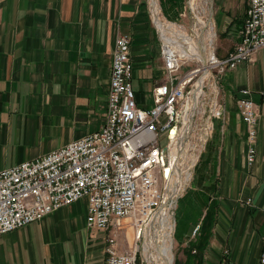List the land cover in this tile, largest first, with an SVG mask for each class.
<instances>
[{
  "label": "crops",
  "instance_id": "1",
  "mask_svg": "<svg viewBox=\"0 0 264 264\" xmlns=\"http://www.w3.org/2000/svg\"><path fill=\"white\" fill-rule=\"evenodd\" d=\"M247 8L248 0H211L221 59L240 42ZM151 20L143 0H0V170L101 130L120 33L132 38L137 104L153 107L154 89L167 82V72L161 55L166 36ZM219 89L220 117L205 115L211 132L200 176L209 186L206 209L212 204L213 220L198 264H260L264 49L255 61L228 71ZM244 89L259 106L258 157L251 168L238 107ZM87 213L83 199L1 236L0 264H106L108 232L100 238L102 231L89 229Z\"/></svg>",
  "mask_w": 264,
  "mask_h": 264
},
{
  "label": "built area",
  "instance_id": "2",
  "mask_svg": "<svg viewBox=\"0 0 264 264\" xmlns=\"http://www.w3.org/2000/svg\"><path fill=\"white\" fill-rule=\"evenodd\" d=\"M131 44L129 34H118L107 120L99 132L0 170V237L86 199L89 229L107 232L130 218L140 239L158 213L175 198L174 188L179 178L176 150L179 147L183 153L182 140L197 86L193 84L195 77L208 70L212 75L208 79L214 80L218 89L221 76L242 63L255 61L257 53L264 49V0H248L237 48L227 59H220L215 50L211 51L207 68L204 66L203 70L196 69L180 78L178 74L186 61L178 48L162 42L161 55L168 81L155 87L154 105L149 109L137 104ZM213 89L217 90L216 85ZM202 94L203 89L199 98ZM218 97L209 109L216 118L222 110ZM238 107L247 130L246 162L251 168L258 157L259 106L250 90L241 91ZM210 130L207 122L193 125L185 141L195 139L200 132L199 140L203 135L205 145ZM117 229L106 238V264H138L137 248L119 250ZM260 264H264V237Z\"/></svg>",
  "mask_w": 264,
  "mask_h": 264
},
{
  "label": "rangeland",
  "instance_id": "3",
  "mask_svg": "<svg viewBox=\"0 0 264 264\" xmlns=\"http://www.w3.org/2000/svg\"><path fill=\"white\" fill-rule=\"evenodd\" d=\"M157 1H158L157 5L160 12V22L162 24H165L166 26L168 25L170 28H174L175 30L179 28L178 30H181L182 32L185 31L192 38H195L194 36L195 31L197 33L200 31L199 28H201L199 26L200 23L197 18L198 14L201 15L202 20L206 24V28L209 27L210 25L208 24L212 22V18H210L211 16H209V12L211 10L210 9L211 0L209 3H207L205 0H197L198 10H196V12L198 14L192 11L191 0H157ZM143 2L144 5H146L147 7L149 17L152 19L151 21H153L154 23L153 25H156L155 27H157L159 32L163 36L169 38L168 41L170 42L171 46L176 47V49L179 48L178 49L179 53H181V51L184 50L186 45L185 41L182 40L183 38L178 36L176 32H172L173 31L172 29H168L162 32L161 29H159V27L157 26V23L155 22L156 21L155 17L153 16L152 13L153 1L143 0ZM204 10H206L207 12H204ZM217 38L218 37L216 34L213 47L208 50V56L210 52L213 50H215L217 53V40H218ZM183 59L186 61V63L183 65L180 73L178 74L180 78L187 76L188 74H190V72L196 69L203 70V67L205 66L200 61L193 58L190 59L183 58ZM202 73L203 71H201L197 75V77H195L193 84L196 85V83L202 77L203 75ZM224 75L221 76V81ZM210 77H212V75ZM167 81H168V74H167ZM206 81L207 82L205 83L204 88L202 87L203 94L199 100L198 107L193 109V111L196 110L195 117L192 123V126L194 125V127H196L197 124L200 125H202V123L205 124V122L207 121L205 115H207V113L209 112L210 106L211 108H213L214 105L212 104L216 101V96L217 97L219 96L217 95V90H219V88L217 89V84L215 83V81L214 80L210 81L208 78L206 79ZM213 85L214 86L216 85V89H217L216 91L213 89ZM195 92H196V86H195ZM194 95L195 93L193 94L192 102L194 101ZM200 95H201V91L199 93V96ZM199 133L200 132H197L195 139L189 140L188 142L187 140L185 141L184 143L185 150L183 149V153L180 158V162L183 170L182 179L186 177L185 173H190L192 175V179L191 181H189L187 184L184 185L181 194H178L174 198L173 201H175V204L177 205H174L173 208H168L170 205L166 206L168 213L172 214L173 222H175V230L173 235L174 241H173V248L171 253L172 264H198L199 258L201 257L202 251L206 244L207 229L211 226L213 220L212 204H210L208 209H206V202L208 201V199L205 196L208 195L209 193V186L206 185L205 180H202L200 176V172L203 170V166H204V155L207 144L204 145L203 135H202V139L199 140V136H198ZM195 159L197 162L195 161ZM205 211H207L206 212L207 214L203 218ZM190 222L191 224L193 223V225L199 227V229L196 234H193V236L185 237L184 227L185 224L187 226L190 224ZM116 228H119L117 229L118 231L116 234L117 235L116 240L119 250L121 252H125L133 248H138L139 249V253L137 257L138 264H148L147 260L145 259L146 256L144 255V249H143L144 248L143 246L147 242L146 236L148 230L144 235L141 236L140 239H138L137 232L135 228L132 226L131 221L129 219H125L120 222L119 226L115 225V228H112L110 231H107L108 235L109 233L112 234V232L116 231ZM106 235L107 233L102 232L100 233L99 237L103 238ZM151 239H153L155 242L157 241L155 230L153 231V235L151 236ZM186 239L189 240L188 245L186 244L187 242H185Z\"/></svg>",
  "mask_w": 264,
  "mask_h": 264
},
{
  "label": "bare ground",
  "instance_id": "4",
  "mask_svg": "<svg viewBox=\"0 0 264 264\" xmlns=\"http://www.w3.org/2000/svg\"><path fill=\"white\" fill-rule=\"evenodd\" d=\"M152 1H153L152 2V4H153V7H152L153 12L152 13H153V16L155 17V20H156L155 22L157 23V26L159 27V29H161L162 32L166 31L168 29H172L173 30V31L171 30L172 32H176L178 34V36L182 37L183 38L182 40L185 41V44H186L185 48L180 53L182 58L196 59V60L200 61L202 64H204L206 67L207 62L209 61L208 50L213 47V43L215 42L216 32H215V27H214L213 23L211 22L210 24H208L210 26L206 28V24L202 20L201 15L196 12V10H198L197 9V0H191L192 11L198 14L197 18H198V21L200 23L199 26L201 27V28H199V30H200L199 32L196 33V31H195V33H194L195 38H192L191 36H189L185 31L182 32L181 30H178L179 28L175 30L174 28H170L168 25L166 26L165 24H162L160 22V12H159V8L157 5L158 1L157 0H152ZM205 1L207 3L210 2V0H205ZM204 12H207V11L204 10ZM211 15L212 14L210 11L209 16H211ZM163 40H164L163 42H166L169 45H171L166 37H164ZM204 71H205V73H203L202 77L197 82L196 94H197L198 100H197L196 104L193 101L192 105L190 106L189 115H188V119H187L186 126H185L184 136L188 134V131L192 130V129H189V127L191 126V123H190L191 114L195 111V110L193 111V109L198 107L199 100H200L199 93L203 87V82L206 81V79L210 76L208 70H204ZM180 151H181V147H180ZM176 156H178V162H177L176 170L178 171L179 178H178V182L176 184V187L174 188V190H175L174 196L175 197L178 194H181L182 188L184 187V185L187 184L192 179V175L190 173H185L186 177L184 176L185 178L182 179L183 170H182V165L180 162V158H181L182 154L179 152V147H178V150H176ZM195 161H196V159H195ZM184 172H186V171H184ZM174 205H177V204H175V201H173V203H171L168 208H173ZM129 220L131 221L130 218H129ZM147 230H148L147 236H146L147 242L143 246L144 247L143 249H144V255L146 256L145 259L147 260L148 264H172L171 253H172V248H173V241H174L173 235H174V230H175V222H173L172 214L168 213L167 209H165V207H164V209L160 213H158L155 220L153 221V223L150 225V227ZM154 230H155L156 236H157L156 242L153 239H151V236L153 235Z\"/></svg>",
  "mask_w": 264,
  "mask_h": 264
},
{
  "label": "water",
  "instance_id": "5",
  "mask_svg": "<svg viewBox=\"0 0 264 264\" xmlns=\"http://www.w3.org/2000/svg\"><path fill=\"white\" fill-rule=\"evenodd\" d=\"M197 100H198L197 99V94L195 92V95H194V102H195V104L197 103ZM195 112H196V110L192 114L190 113L191 114V120H190L191 126L189 127V129H192V123H193V120H194V117H195ZM190 131H188V134L190 133ZM185 138H186V135H185V137H183L182 144L185 142ZM195 230H196V226L195 225H192L190 227V229H189V236H192L194 234Z\"/></svg>",
  "mask_w": 264,
  "mask_h": 264
}]
</instances>
